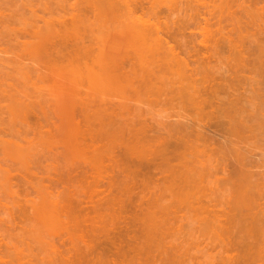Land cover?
<instances>
[{
  "label": "rangeland",
  "instance_id": "1",
  "mask_svg": "<svg viewBox=\"0 0 264 264\" xmlns=\"http://www.w3.org/2000/svg\"><path fill=\"white\" fill-rule=\"evenodd\" d=\"M113 2H116L118 6L115 5L116 3L113 5ZM184 2V0H174V3L172 0H0V62H2L0 63V87L7 84V87L3 86L1 89L3 95L6 96L0 98V119L5 117L0 120V127H3L0 128L3 129L0 130V264H103L104 261V264H264V128H262L264 127V98L261 95L264 94V80H260V82L263 81V86L259 85V80H257L258 83L256 80L251 83L242 81L238 85L236 82L234 85L235 83L233 84L231 81L233 85L226 83V86H223L225 83L222 81L221 85H219V81L209 83L203 81L209 86L207 88L203 83L204 88H202V81H199L201 84L196 83L191 71V76H185L188 66L183 64L186 69L182 70H187L183 76L189 81L193 79L196 86L201 85V87L195 86L200 88L197 89L200 90L198 92L203 93L198 95L197 92V95L203 102L206 101L203 103L204 105H200L196 95L194 96L196 106L193 103L194 107H192L191 103L193 109H190L191 92L189 96L180 95L182 87L177 85L182 81L178 75L176 76L177 71L174 70L175 74H167L165 72H170V70L163 67L165 68L164 73L167 74L165 76L168 77L164 82L169 81L168 84H170H163V78L162 84H158L161 82L157 81V86L161 89L156 88L157 90H155L153 87L154 92H148L144 83L140 86L141 78H135L133 75L135 72L139 75L141 73V76L147 73L146 66L148 69L156 67L147 64L151 60L150 57H154L146 47L149 45H143L146 41L132 42L131 44H134L131 46L132 50L128 46L132 39L129 40L131 35L129 37L127 32H130L133 26H141L142 23H144L142 26L148 24L152 27L155 26L156 31L159 29V33L154 32V28L153 32L161 36L165 47L177 49L178 53H181L179 54L181 59L183 57V60H187L188 57L182 52L183 49L180 50L176 47L178 39H175V32L181 23L179 20L185 16L183 13L178 20L175 7H178V4L183 9ZM122 3L131 11L127 9L125 13L126 6L123 8ZM174 4L176 5L172 6ZM177 20L180 22L179 24ZM183 20L185 21V19ZM188 33L185 34V37H188ZM155 36L160 38V36ZM185 37L183 36V38ZM40 38H44L46 41ZM47 38L49 39L47 40ZM177 38L180 42L182 36ZM133 39L135 41L139 38L133 37ZM40 40L42 43H39ZM188 40L185 38V41ZM182 41L184 42V39ZM26 43L29 45L27 46ZM43 43L45 47L42 46ZM34 45H38V47L41 45L37 49L38 51ZM135 45H138V51L137 48L134 49ZM123 47H126V50ZM33 51V56H30ZM37 54L42 57L40 60ZM160 55L161 53L155 56L156 61H159V58L162 59V55ZM117 57L122 59H117ZM14 59H19V62L21 59V62L24 61L19 64ZM114 59H117V62L123 61L117 63L114 62ZM110 60L120 70L113 65L110 67L111 63L107 66ZM130 60L133 62L136 60L135 65ZM162 60L159 61L162 64L159 62L157 64L162 66ZM22 64L26 67H23ZM39 64L41 66H38ZM33 65L38 69H33ZM11 67L15 69L12 71ZM19 67L23 69H19ZM40 67L44 69L41 70ZM190 67L193 71L194 64ZM89 70L93 73L89 74ZM104 70L107 73L104 74ZM10 71L12 72L10 73ZM162 71L159 70L160 75H162ZM97 72L100 73L97 74ZM12 73L16 74L15 78L14 75L10 76ZM114 73L118 75H114ZM108 74L109 77H112L109 80ZM171 74H174V78L177 77L176 80L174 79V83ZM123 75H126V78L131 77L128 79L134 77L132 80L135 82L127 80L130 81L128 83ZM17 76L22 79H17ZM113 76H118L117 79L122 78H120V86L118 85L119 81L116 79L117 83ZM157 76L159 78L158 74ZM90 77H96L93 78L92 85ZM103 78L108 80L109 84L105 85L102 82ZM152 78H149L148 82L153 80ZM111 79H114L116 83ZM253 82L255 83L253 84ZM93 83L96 84L93 85ZM211 83H218L221 87L218 85L212 87ZM13 84L14 88L11 87ZM184 84L186 86L187 83ZM250 84L253 85L250 86ZM122 85L126 88H123ZM147 86L152 87L149 84ZM228 86L233 87L229 89ZM169 87L170 91L174 92L170 93ZM10 90L14 91L11 92L16 94L14 96L18 101L14 97L11 98L13 101H10L8 96L11 93L7 95ZM212 90L216 94L212 93ZM257 90H260L261 93L260 91L258 93ZM209 94L211 97H208ZM26 95L28 97L24 98ZM201 100H199L200 103ZM25 101L27 103H23ZM214 101L215 103H213ZM236 102L237 104L241 102L243 106L241 104L237 106ZM206 105L209 106L206 107ZM215 105L217 109L220 108L219 111L232 110L233 114L229 112L230 115H236V113L239 115L237 118L243 123L240 122L241 128L238 133L242 132L241 129L244 127L246 128L240 133L241 135L239 134L242 138L233 133L235 139H232L231 131L230 134L228 132L226 134L223 130L224 132L218 134L221 131L219 128L214 130L217 134L214 131L210 132L213 130V126L217 127L216 124L219 122L216 120L217 116H212L216 117L213 121L208 120L216 112ZM246 105L248 106L246 107ZM199 106L201 107L199 108ZM195 107H198L197 110L194 109ZM233 107H236L235 109L239 112ZM201 112L206 116H201ZM217 112L214 115L219 114ZM21 114L24 119L21 118ZM197 114L200 117L205 116V118L207 114L211 115H208L206 120L204 119L205 122ZM15 115L18 117L16 118ZM243 117L244 119H242ZM125 124L128 126L130 124V127L128 128ZM188 124L191 127H188ZM211 125L213 126L211 127ZM203 126L208 129L211 127L212 130L209 129L205 133L204 130L207 128L204 129ZM251 126L254 130L251 129ZM118 127L124 129L116 132ZM196 127L197 129L201 127L200 132H193ZM256 127L258 128L256 129ZM136 128L138 129L136 130ZM109 130H113L110 134L114 133L115 135H110ZM122 131L127 137L125 134H121ZM201 131L202 134H200ZM246 132L250 134L248 135ZM222 133L226 134V137L231 135V138H226ZM99 134L104 138L98 137ZM131 134L133 139L128 140ZM140 135L142 139L139 138ZM109 139L112 146L109 144ZM115 139L121 143L122 147L128 142L127 145L131 147L126 145L127 147H124L127 150L122 148L118 146L120 144L117 141L114 143ZM135 139L138 141L135 142ZM228 140L230 141L228 142ZM157 141H160L161 144L159 142L156 144ZM231 143L234 144V147H231L233 146ZM116 144L117 146L114 147ZM157 145L158 150L156 149ZM173 145L180 146L179 148L183 145V148L177 151L178 148L175 150ZM147 147H149V151L145 153L144 150H148ZM113 148L116 150L115 152ZM101 149L106 150V154ZM163 150L166 151L163 152ZM191 150H197L195 153L198 154L193 152L195 155H191ZM108 151H112L111 154ZM202 152H205V156ZM157 153H159L158 156ZM173 166L176 170L172 168ZM126 170L129 171L127 174ZM128 182L130 183L128 184ZM130 184L134 187L131 188ZM126 189L129 190L128 193H126Z\"/></svg>",
  "mask_w": 264,
  "mask_h": 264
},
{
  "label": "bare ground",
  "instance_id": "2",
  "mask_svg": "<svg viewBox=\"0 0 264 264\" xmlns=\"http://www.w3.org/2000/svg\"><path fill=\"white\" fill-rule=\"evenodd\" d=\"M134 1V0H133ZM136 1V0H135ZM138 1H140V0H138ZM147 1V0H146ZM153 1V0H152ZM159 1H161V0H159ZM167 1H169V0H167ZM173 1V3H174V0H172ZM176 1H178V0H176ZM180 1V0H179ZM185 2H184V5H185V7L182 9V7H180V5H178L177 4V6L178 7H175V12H176V14L178 15H176L177 16V18H178V20L180 19V16L182 17V15H183V13H184V17H183V19H185V21L181 18L179 21L181 22H179L178 20H177V23L179 24L180 23V25L178 26V30H176L177 32H175V34H176V38L175 39H178V41L176 40V44H177V48H179L180 50H182V52L184 53V54H186L187 55V60H183L184 58L182 57V59H181V57L179 56V54H181V53H178L179 51L176 49L175 50V48H169L168 49V47L166 48L165 47V45H164V41L162 40V38H161V36L160 35H158L157 33H155L154 34V32L156 31L155 30V28L154 27H152L151 25H146V26H142V24H144V23H142L141 24V26H139V25H136V26H133V28H132V30H131V28H130V32H127L129 35V37H130V35H131V38L129 39V40H131V42H130V45H129V43H128V46H129V48H131V46L132 45H134V44H131L132 42H136V43H140L139 42V40H141V41H146L145 43H143V45L145 44V45H149L150 46V48H149V46H146L148 49H149V52L150 53H152L153 55H151L152 57H154L155 58V61H154V58H151L150 57V59H148V60H150L149 62L151 63V64H153V65H151L149 62H148V60H145L146 62H148L147 64H149L151 67H153V66H156V67H158V65H159V67L161 68L162 67V69H159V67L157 68L158 69V71H157V69H156V67L154 68H151V69H148V66H146L145 67V65H147V64H145V65H143L145 68H146V70L145 71H147L148 70V72L147 73H144V74H142V76H141V73H140V75L139 74H137V72H135V70L133 69V75L135 76V78H138V79H140L139 81L141 82V85L140 86H142V84L143 85H145V87H147V90H149L148 92H150V91H152V92H154L155 90H157L156 88H158V90L159 89H161V87L159 88V86H157L158 84H162V79L164 78V80H163V82L165 81V79L167 80V76H165V75H167V74H169V73H174L175 74V71H177V74H176V76L178 75V77H179V79H181V83L180 84H178L177 85V83H175L177 86H181L182 88H180V87H178V88H180V89H182V91L184 92H182V91H180L181 93H180V95H182V96H184L185 97V95H190V92H191V100L192 101H190V99L188 98V96H187V99L190 101L189 103H190V109H193L192 107H194V104H195V106H196V99H195V97L194 96H196L197 95V92L198 91H200V90H197V89H200V88H196L197 86H196V84H194L193 82L195 81L196 83H199V81H202L201 83H202V86H203V83H205V82H203V81H208V83L209 82H216V81H219L218 83H219V85H221L222 84V82L223 83H225V85L223 84V86H226L227 84L226 83H228V85H229V83H231V81H232V83L234 84L235 82L237 83V85L238 84H241V83H239V82H242V81H246V82H248V83H251L252 81H257V80H259V85L261 84L262 86H263V81L262 82H260V80H264V0H184ZM8 2V1H7ZM122 2V1H121ZM123 2H125V1H123ZM132 2V1H131ZM145 2V1H144ZM150 2V1H149ZM5 3V2H4ZM116 2H113V5L115 4ZM127 3V2H126ZM151 3V2H150ZM172 3V4H173ZM176 3H179V2H176ZM181 3V2H180ZM123 4V3H122ZM132 4V3H131ZM135 4V3H134ZM133 4V5H134ZM145 4V3H144ZM148 4V3H147ZM155 4V3H154ZM163 4V3H162ZM96 5V4H95ZM97 5H100V4H97ZM102 5V4H101ZM106 5V4H105ZM109 5V4H108ZM107 5V6H108ZM115 5H117V3L115 4ZM120 5V4H119ZM124 5V4H123ZM129 5V4H128ZM176 4H174V5H172V6H175ZM103 6V5H102ZM118 6V5H117ZM126 5H124L123 6V8L125 7ZM131 6V5H130ZM144 6V5H143ZM169 6H171V5H169ZM171 6V7H172ZM110 7V6H109ZM160 7V6H159ZM167 7V6H166ZM170 7V8H171ZM108 8V7H107ZM114 8V7H113ZM116 8V7H115ZM114 8V9H115ZM122 8V9H123ZM135 8V7H134ZM161 8V7H160ZM168 8V7H167ZM174 8V7H173ZM127 9H128V7L126 6V10H125V13H126V11H127ZM156 9V8H155ZM169 9V8H168ZM129 10V9H128ZM152 10V9H151ZM154 10V9H153ZM152 10V11H153ZM129 11H131V10H129ZM171 11V14L173 13V11H172V9L170 10ZM158 12V11H157ZM169 13V12H168ZM1 14V13H0ZM174 16H175V14H173ZM134 16V15H133ZM10 18V17H9ZM3 19V18H2ZM14 19V18H13ZM98 19L100 20V18L98 17ZM184 21V22H182V21ZM1 22V21H0ZM19 22H21V21H19ZM97 22V21H96ZM11 23V22H10ZM149 23V22H148ZM176 23V24H177ZM4 24H5V22H4ZM13 24V23H12ZM2 25V24H1ZM154 25V24H153ZM166 26V25H165ZM7 27V26H6ZM129 27V26H128ZM164 27V26H163ZM175 27V26H174ZM11 28V27H10ZM125 28V27H124ZM152 28V29H151ZM153 28H154V32H153ZM160 28V27H159ZM13 29V28H12ZM126 29V28H125ZM157 29V28H156ZM177 29V28H176ZM15 30V29H14ZM14 30H11V31H14ZM161 30V29H160ZM166 30V29H165ZM18 31H20L19 29H18ZM127 31V30H126ZM159 31V29L156 31V32H158ZM167 31V30H166ZM1 32V31H0ZM22 32V31H21ZM125 32V31H124ZM184 32H189L188 33V37H185L186 35H187V33H184ZM12 33V32H11ZM131 33V34H130ZM159 33V32H158ZM15 34H17V33H15ZM20 34V33H19ZM186 34V35H185ZM21 35V34H20ZM25 35V34H24ZM155 35H157V36H160V38L159 37H156ZM1 36V35H0ZM12 36V35H11ZM14 36V35H13ZM173 36V35H172ZM182 36V38H183V36L186 38V40L187 39H189L188 41H185V38H183L184 39V42L182 41L183 39L181 38L180 39V42H179V38H177V37H181ZM15 37V36H14ZM49 37V36H48ZM59 37V36H58ZM57 37V38H58ZM133 37L135 38V39H137V38H139L138 40H135L134 41V39H133ZM46 38V37H45ZM60 38V37H59ZM62 38V37H61ZM174 38V37H173ZM1 39H4V38H1ZM13 39H15V38H13ZM41 40H43L44 38H40ZM49 38H47V40H48ZM65 39V38H64ZM11 40V39H10ZM40 40V41H41ZM61 40V39H60ZM15 41H17V40H15ZM39 41V43H42V41L40 42ZM44 41H46V39H44ZM59 41V40H58ZM57 41V42H58ZM62 41V40H61ZM138 41V42H137ZM163 41V42H162ZM11 42V41H10ZM50 42V41H49ZM17 43V42H16ZM22 43V42H21ZM47 43V42H46ZM59 43V42H58ZM64 43V42H63ZM25 44V43H24ZM23 44V45H24ZM53 44H54V42H53ZM56 44V43H55ZM126 44V43H125ZM124 44V45H125ZM142 44V43H141ZM22 45V47H24ZM26 45L28 46L29 45V43H26ZM25 45V46H26ZM39 45V44H38ZM38 45H34L36 48V50L37 49H39V47L41 46H39L38 47ZM42 46H44L45 47V45H44V43H43V45ZM49 46V45H48ZM138 45H135V48L134 49H136L137 51H138V47H137ZM140 46V45H139ZM21 47V46H20ZM30 47V46H29ZM32 47H33V45H32ZM38 47V48H37ZM25 48V47H24ZM23 48V49H24ZM124 48V47H123ZM126 48V47H125ZM124 48V49H125ZM146 48V49H147ZM21 49V48H20ZM26 49V48H25ZM50 49H51V47H50ZM133 49V47L131 48V50ZM145 49V48H144ZM22 50V49H21ZM126 50V49H125ZM128 50V49H127ZM136 50H133V51H136ZM139 50H140V47H139ZM161 53V55L163 56H161V58L163 59H160L159 57L160 56H157L159 59V61H161L162 60V62H163V65L161 66V62H159V61H156L157 59H156V55H159L158 54V51ZM177 52H175V51ZM6 51V50H5ZM23 51V50H22ZM38 51V50H37ZM60 51V50H59ZM122 51H123V49H122ZM136 51V52H137ZM172 51H174V52H172ZM7 52V51H6ZM10 52V51H9ZM13 52H14V50H13ZM23 52H25V51H23ZM61 52H62V50H61ZM127 52V51H126ZM135 52V53H136ZM27 53V52H26ZM33 53H34V51L33 52H31V54H30V56L32 55L33 56ZM59 53V52H58ZM125 53V52H124ZM123 53V54H124ZM155 53H157V54H155ZM175 53V54H174ZM182 53V54H183ZM112 54V53H111ZM127 54V53H126ZM133 54V53H132ZM144 54V53H143ZM9 55V54H8ZM22 55V54H21ZM28 55V54H27ZM27 55H25V56H27ZM39 57H38V59L40 60V58H42V57H40V55L39 54H37ZM37 55H36V57H37ZM118 55V54H117ZM11 56V55H10ZM48 56V55H47ZM46 56V57H47ZM103 56V55H102ZM123 56H125V55H123ZM127 56H128V54H127ZM139 56V55H138ZM15 57V56H14ZM22 57V56H21ZM24 57V56H23ZM145 57H147V56H145ZM12 58V57H11ZM27 58H28V56H27ZM50 58V57H49ZM48 58V59H49ZM101 58H104V57H101ZM101 58H100V60L98 59V61L100 62L101 61ZM121 57H117V59H120ZM138 58V57H137ZM116 59V60H117ZM122 59V58H121ZM124 59V58H123ZM127 59V58H126ZM125 59V60H126ZM135 59V58H134ZM133 59V60H134ZM144 59V58H143ZM8 60V59H7ZM15 60V59H14ZM13 60V61H14ZM22 60V59H21ZM21 60H20V62H21ZM42 60V59H41ZM50 60V59H49ZM115 59H114V62L116 61ZM153 60V61H152ZM15 61H17V62H19V59L18 60H15ZM14 61V62H15ZM24 61V60H23ZM23 61L21 62V63H23ZM31 61H33V60H31ZM122 62L123 60H119L118 62ZM129 61V60H128ZM132 60H130V62H131ZM136 61V60H135ZM135 61L133 62V65H135ZM138 61V60H137ZM145 61H144V63H145ZM12 62V61H11ZM10 62V63H11ZM19 62V64H21ZM98 62V63H99ZM102 62H103V60H102ZM117 62V61H116ZM117 62V63H118ZM120 62V63H121ZM141 62H143V61H141ZM153 62V63H152ZM157 62H159V63H161V64H157ZM0 63H2V62H0ZM32 63H34V61L32 62ZM32 63H31V65H32ZM44 63V62H43ZM109 63H111V60H110V62H108V65L107 66H109ZM113 63V62H112ZM111 63V66L110 67H112V64ZM125 63V62H124ZM123 63V64H124ZM126 63H127V61H126ZM129 63V62H128ZM156 63V64H155ZM19 64H15V65H19ZM105 64V63H104ZM104 64H103V66H104ZM130 64V63H129ZM186 64L188 67V72H186L187 74L188 73H190V71L192 72V77H193V79H194V81H193V79H192V81L190 80H187L186 79V77L187 76H191V73L189 74V75H187L186 73H184L185 71H187V70H185V71H183L182 69H186V67L184 68V65ZM193 64H194V69H193V71H192V68L190 67L191 65L193 66ZM3 65V64H2ZM14 65V64H13ZM24 65H25V63H24ZM35 65H36V62H35ZM100 65H102V64H100ZM99 65V66H100ZM105 65V66H106ZM119 65V64H118ZM197 65V66H196ZM10 66H11V64H10ZM22 66H23V64H22ZM38 66H41L40 64L38 65ZM86 66H88V65H86ZM113 66H116V67H118L117 65H113ZM125 66V65H124ZM128 66V65H127ZM130 66V65H129ZM138 66V65H137ZM196 66V67H195ZM1 67V66H0ZM9 67V66H8ZM23 67H26V66H23ZM29 67H30V65H29ZM115 67V68H116ZM163 67H165L166 69H168V70H170V72L169 71H166L165 73H167V74H165L164 73V69L165 68H163ZM175 67V69H173ZM12 68V71L15 69L14 67H11ZM17 68V67H16ZM34 68H37V67H35L34 65H33V69ZM86 68V67H85ZM95 68H98V67H95ZM109 68V67H108ZM107 68V69H108ZM119 68V67H118ZM124 68V67H123ZM126 68V67H125ZM124 68V69H125ZM191 68V70H189ZM4 69V68H3ZM10 69V68H9ZM19 69H23V68H21V67H19ZM38 69V68H37ZM40 69H41V67H40ZM42 69H44V68H42ZM41 69V70H42ZM87 69V68H86ZM142 69H144V68H142ZM171 69H173V72H171ZM11 70V69H10ZM28 70V69H27ZM96 70V69H95ZM102 70V69H101ZM106 70V69H105ZM105 70H104V74L105 73H107V72H105ZM118 70V69H117ZM119 70H120V68H119ZM151 70V71H150ZM155 70V71H154ZM159 70H163L162 71V75H160L159 74ZM175 70V71H174ZM207 70V71H206ZM222 70V71H221ZM224 70V71H223ZM7 71V70H6ZM5 71V72H6ZM12 71H10V73L12 72ZM18 71V70H17ZM16 71V72H17ZM24 71H26V69L24 68ZM34 71V70H33ZM36 71V73H37V70H35ZM109 71H112L111 69H109ZM114 72L116 71V70H113ZM1 72V71H0ZM9 72V71H8ZM7 72V73H8ZM20 72V71H19ZM18 72V73H19ZM29 72V71H28ZM87 72V71H86ZM88 72H90V70L88 71ZM87 72V73H88ZM92 72V71H91ZM91 72L89 73V74H91ZM102 72V71H101ZM153 72V73H152ZM158 72V73H157ZM21 73V72H20ZM19 73V74H20ZM40 73V72H39ZM86 73V74H87ZM93 73V72H92ZM98 73H100V72H97V74ZM103 73V72H102ZM130 73V72H129ZM143 73V72H142ZM155 73V74H154ZM159 75V78H158V76H157V74ZM164 73V74H163ZM184 73V74H183ZM25 74V73H24ZM96 74V73H95ZM94 74V75H95ZM96 74V76H98L99 77V75H97ZM104 74H102V77H104L103 75ZM118 75L117 73H114V75ZM121 74V73H120ZM136 74V75H135ZM152 74V75H151ZM173 74V75H174ZM186 74V75H185ZM8 75H10V74H8ZM14 75V78H15V75L16 74H14V73H12V75H10V76H13ZM28 75V74H27ZM30 75V74H29ZM128 75V74H127ZM130 75V74H129ZM155 75V76H154ZM172 75V74H171ZM173 75H172V77H173ZM183 75H185V76H183ZM20 76H22V75H20ZM25 76H26V74H25ZM90 76V75H89ZM89 76H88V78H89ZM92 76V75H91ZM107 76V75H106ZM111 76V75H110ZM124 76V75H123ZM126 76V75H125ZM124 76V77H125ZM131 76V75H130ZM129 76V77H130ZM137 76V77H136ZM152 76H154V78H152ZM175 76V77H176ZM24 77V76H23ZM30 77V76H29ZM39 77V76H38ZM87 77V76H86ZM101 77V78H102ZM116 77H118V76H113V78H115V80L117 79ZM128 77V76H127ZM128 77V78H129ZM140 77V78H139ZM157 77V78H156ZM167 77V78H166ZM171 77V76H170ZM172 77H171V79H172ZM7 78H8V76H7ZM11 78V77H10ZM17 79H19V78H21L22 79V77H16ZM40 78V77H39ZM82 78H84V77H82ZM87 78V79H88ZM91 78V82H90V84L92 83V80H93V78L92 77H90ZM96 78V77H95ZM94 78V79H95ZM106 78V77H105ZM107 78H108V80H109V78H112V77H109V74H108V76H107ZM106 78V79H107ZM121 78V77H120ZM120 78L119 79H117L118 81H119V83L117 82V80H116V82L118 83V85L120 86L121 85V82H120ZM128 78H126L125 77V79H126V81L127 80H132V79H134V77L132 78V79H128ZM131 78V77H130ZM153 79V80H149L150 82H148V79ZM177 78V77H176ZM176 78H174L173 77V80H172V82L174 83V81L176 80ZM183 78H185V79H183ZM189 78V77H188ZM24 79V78H23ZM27 79H28V77H27ZM26 79V80H27ZM29 79H31V78H29ZM122 79V78H121ZM156 79V81L154 82V80ZM175 79V80H174ZM190 79V78H189ZM20 80V79H19ZM102 80H104V78L102 79ZM107 80V81H108ZM111 80H113V82L114 83H116L115 82V80L114 79H111ZM188 82H187V81ZM229 80H230V82H229ZM1 81V80H0ZM3 81V80H2ZM105 81V82H104ZM104 81H102L105 85H106V83H108L106 80H104ZM132 81H134V80H132ZM160 81L161 83H158V82ZM183 81H185L187 84H186V86H185V82H183ZM222 81V82H221ZM228 81V82H227ZM255 81V82H256ZM30 82V81H29ZM99 82V81H98ZM112 82V83H113ZM122 82H124V81H122ZM128 83L130 82V81H127ZM126 82V83H127ZM135 82V81H134ZM138 82V81H137ZM169 82V81H168ZM168 82H164L163 84H165V83H167L168 84ZM178 82V81H177ZM220 82H221V84H220ZM255 82H253V84L255 83ZM20 83V82H19ZM27 83V82H26ZM100 83V82H99ZM111 83V84H112ZM125 83V84H126ZM127 83V84H128ZM133 83V82H132ZM146 83H148L149 84V86H152V87H148L147 85H146ZM151 83V84H150ZM158 83V84H157ZM179 83V82H178ZM201 83H199V84H201ZM218 83L216 84H213V83H211V85L213 84V86L212 87H214L215 85H216V87H217V85H218ZM231 83V85H233ZM236 83L234 84V85H236ZM247 83V84H248ZM257 83H258V81H257ZM263 83V84H262ZM3 84V83H2ZM11 84V83H10ZM21 84V83H20ZM94 84H96V83H93V85ZM103 84V85H104ZM109 84V83H108ZM107 84V85H108ZM170 84V83H169ZM168 84V85H169ZM244 84V83H243ZM252 84V85H253ZM92 85V84H91ZM101 85V84H100ZM116 85V84H115ZM118 85H116V86H118ZM172 85V84H171ZM174 85V84H173ZM172 85V86H173ZM175 85V86H176ZM206 87L207 86H209V84L207 85L206 83L204 84ZM218 85V87H221V86H219ZM251 84H250V86H252ZM257 85V84H256ZM1 86V85H0ZM3 86H5V87H7V84H4ZM3 86H2V88H3ZM132 86V85H131ZM134 86V85H133ZM196 86V87H195ZM12 88H14V84H13V86H11ZM109 87V86H108ZM111 87V86H110ZM122 87H123V85H122ZM155 88V90H152V88ZM198 87H201V85H199ZM233 86H228V88L230 89V88H232ZM236 87V86H235ZM1 87H0V93L2 94H0V98H1V96H3V97H5L4 95H3V93L1 92L2 89ZM8 88H9V85H8ZM7 88V89H8ZM16 88V87H15ZM22 88V87H21ZM123 88H126V86H124ZM129 88V87H128ZM149 88V89H148ZM153 88V89H154ZM202 88H204V86L202 87ZM208 88V87H207ZM227 88V87H226ZM227 88V89H228ZM132 89V88H131ZM151 89V90H150ZM170 87L168 88V90L170 91ZM179 89V90H180ZM193 91H192V90ZM211 89V88H210ZM13 90H15V89H13ZM13 90H10L9 91V93L7 92V95L8 94H10L8 97H10L9 99H10V101L12 100L11 98H15V96H16V94H15V96H14V94H12L14 91ZM19 90V89H18ZM120 90V89H119ZM139 90V89H138ZM145 91H147L146 89H144ZM144 90H143V92H144ZM163 90V89H162ZM168 90H166V91H168ZM186 90H187V93H186ZM190 90V91H189ZM202 90H204V89H202ZM205 90H206V88H205ZM6 91H8V90H6ZM5 91V92H6ZM11 91H13V92H11ZM17 91V90H16ZM19 91H23V90H19ZM171 91H173V90H171ZM171 91H170V93H171ZM211 91V90H210ZM217 91V90H216ZM253 91H254V89H253ZM258 91V93H259V91L260 90H257ZM263 91H264V89H263ZM4 92V93H5ZM141 92V91H140ZM161 92V91H160ZM174 92V91H173ZM177 92V91H176ZM204 92H206V91H204ZM209 92V91H208ZM225 92V91H224ZM254 92H256V91H254ZM17 93V92H16ZM167 93V92H166ZM184 95H183V94ZM212 93H215V91L213 92V90H212ZM229 93V92H228ZM260 93H261V91H260ZM264 93V92H263ZM22 93H20V95H21ZM24 94H25V92H24ZM165 94V93H164ZM203 93H200V92H198V95H202ZM216 94V93H215ZM135 95V94H134ZM176 95V94H175ZM179 95V96H180ZM197 95V96H198ZM205 95V94H204ZM239 95V94H238ZM262 96H263V98H264V94H261ZM12 96V97H11ZM19 96V95H18ZM21 96H23V94L21 95ZM162 96V95H161ZM165 96H166V94H165ZM164 96V97H165ZM172 96V95H171ZM182 96H180L181 98H184V97H182ZM261 96V97H262ZM26 97H28L27 95L26 96H24V98H26ZM166 97H168V96H166ZM175 97V96H174ZM177 97V96H176ZM194 97V99H192ZM203 97V96H202ZM208 97H211L210 96V94H209V96ZM158 98V97H157ZM169 98V97H168ZM180 98V99H181ZM197 98H199V96L197 97ZM213 98V97H212ZM214 98H216L215 96H214ZM16 99V98H15ZM28 99V98H27ZM171 99V98H170ZM206 99H208L207 97H206ZM249 99V98H248ZM17 101H18V99H16ZM15 100V101H16ZM193 100H194V102H193ZM199 100H201V98H199ZM199 100L197 101L200 105L201 104H203L204 102H206V101H204L203 102V100H201L202 102L200 103L199 102ZM210 100H211V102H212V99L210 98ZM209 100V101H210ZM216 100H218V99H216ZM233 100V99H232ZM236 100V99H235ZM13 101V100H12ZM20 101V100H19ZM23 101V100H22ZM28 101L29 102H31L30 101V99H28ZM209 101L207 102V104L209 103ZM259 101V100H258ZM186 102H187V100H186ZM220 102V101H219ZM233 102V101H232ZM261 102H262V100H261ZM23 103H27V101H25V102H23ZM193 104V106H192V104ZM213 103H215V101L213 102ZM212 103V104H213ZM235 103V102H234ZM233 103V104H234ZM6 104V103H5ZM29 104V103H28ZM185 104V103H184ZM198 104V105H199ZM219 104V103H218ZM221 104V103H220ZM238 104H241V102L240 103H238ZM238 104H237V102H236V105L238 106ZM244 104V103H243ZM257 104V103H256ZM259 104V103H258ZM263 104V103H262ZM24 105V104H23ZM30 105V104H29ZM28 105V106H29ZM204 105V104H203ZM202 105V106H203ZM217 105V104H216ZM216 105H215V108H216ZM223 105V104H222ZM242 105V104H241ZM35 106V105H34ZM187 106V105H186ZM192 106V107H191ZM209 105H206V107H208ZM211 106H213V105H211ZM218 106V105H217ZM234 106V105H233ZM236 106V107H237ZM243 106V105H242ZM248 105H246V107H247ZM263 106V105H262ZM3 107H5L6 108V106H4L3 105ZM2 107V108H3ZM175 107V106H174ZM201 106H199V108H200ZM205 107V108H206ZM236 107H233V109H235ZM33 108V107H32ZM186 108V107H185ZM198 108V107H197ZM197 108L195 107L194 109L195 110H197ZM259 108V107H258ZM10 109V108H9ZM181 109V108H180ZM184 109V108H183ZM203 109V108H202ZM202 109H200L201 111H203ZM214 109V108H213ZM217 109V108H216ZM214 109L216 112H217V110H218V112L217 113H219V114H216V115H214L216 112H214V114L213 115H211V114H207V117L206 118H208V115H211V119H209L208 118V120L209 121H213V120H215V118L216 117H212V116H217V118H216V120L217 121H219L218 123L215 121V123H217L216 124V126L217 127H215V126H213V125H211V127L213 126V130L211 129V127L209 128V129H211L212 131H210V132H213L214 130H217L218 128H219V130H221V131H219L218 132V134L219 133H221L223 130L225 131V133L226 132H228V134H230L231 132H232V135H233V133H235V135L236 136H239V134L240 133H242L243 132V130L244 129H246L244 126H242V127H244L243 129H241L242 130V132H239L238 133V131H239V129L241 128V125H239V124H241V123H243V121H240V119L239 118H237L239 115L236 113V115H232L233 113H232V110H230V111H226V112H224L222 109V111H219V109ZM242 109V108H241ZM251 109V108H250ZM260 109V108H259ZM262 109V108H261ZM7 110V109H6ZM237 112H239V110H237V109H235ZM243 110V109H242ZM241 110V112H244V111H242ZM246 110V109H245ZM175 111H177V109H175ZM179 111V110H178ZM184 111V110H183ZM194 111V110H193ZM212 111V110H211ZM211 111H209V112H211ZM236 111H234L233 110V112H236ZM256 111H257V109H256ZM6 112V111H5ZM198 112L200 113V111H199V109H198ZM208 112V111H207ZM220 112H222L221 114H220ZM223 112H224V114H226V115H224L223 114ZM232 113L231 115H230V113ZM245 112H247V110L245 111ZM254 112V111H253ZM263 112V111H262ZM261 112V113H262ZM24 113H25V111H24ZM33 113V112H32ZM31 113V114H32ZM198 113V114H199ZM206 113V112H205ZM249 113V112H248ZM255 113V112H254ZM7 114V113H6ZM5 114V115H6ZM197 114V115H198ZM201 116H203V115H205L206 116V114H204V113H202L201 112ZM223 114V115H222ZM228 114V115H227ZM235 114V113H234ZM241 114V113H240ZM245 114V113H244ZM243 114V115H244ZM253 114V113H252ZM9 115V114H8ZM27 115V114H26ZM33 115V114H32ZM187 115V114H186ZM222 117H221V116ZM238 115V116H237ZM242 115V116H243ZM259 115V114H258ZM262 115V114H261ZM21 116V118H23L24 119V116L22 117V114L20 115ZM199 116V115H198ZM205 116L204 117H200L201 118V120H202V118H203V120L202 121H205L206 120V118H205ZM232 116V117H231ZM241 116V117H242ZM10 117H11V115H10ZM15 117H16V115H15ZM17 117H18V115H17ZM16 117V118H17ZM195 117H196V115H195ZM199 117H196V118H198L199 119ZM240 117V118H241ZM248 117V116H247ZM257 117V116H256ZM3 118H5V117H3ZM2 118V119H3ZM26 118H28V117H26ZM25 118V119H26ZM219 118H220V120H219ZM246 118V117H245ZM259 118H260V116H259ZM2 119H0V120H2ZM205 119V120H204ZM242 119H244V117L242 118ZM241 119V120H242ZM257 119V118H256ZM260 119H262L263 120V118H260ZM11 120V119H10ZM13 120H14V118H13ZM19 120H20V118H19ZM22 120V119H21ZM189 120V119H188ZM195 120V119H194ZM200 120V119H199ZM198 120V121H199ZM246 120V119H245ZM9 121V120H8ZM26 121V120H25ZM24 121V122H25ZM180 121V120H179ZM197 121V120H196ZM251 121V120H250ZM249 121V122H250ZM255 121V120H254ZM10 122V121H9ZM14 122V121H13ZM22 122V121H21ZM182 122V121H181ZM186 122H188V121H186ZM206 122V121H205ZM241 122V123H240ZM263 122V121H262ZM4 123V122H3ZM8 123V122H7ZM11 123V122H10ZM19 123V122H18ZM184 123V122H183ZM203 123V122H202ZM212 124H213V122H211ZM245 123H247V122H245ZM264 123V122H263ZM5 124V123H4ZM12 124V123H11ZM22 124V123H21ZM30 124H32V123H30ZM143 124H144V122H143ZM195 124H197V123H195ZM208 124V123H207ZM209 124H210V122H209ZM125 125H127L128 126V124H125ZM134 125V124H133ZM132 125V126H133ZM138 125V124H137ZM141 125V124H140ZM183 125V124H182ZM182 125H181V127H182ZM245 125V124H244ZM252 125H253V123H252ZM263 125V124H262ZM28 126V125H27ZM30 126V125H29ZM191 127V125H189L188 124V127ZM194 126V125H193ZM240 126V127H239ZM258 126V125H257ZM123 127V126H122ZM130 127V124H129V126H128V128ZM142 127V126H141ZM143 127H145V126H143ZM149 127V126H148ZM185 127V126H184ZM204 127V126H203ZM206 127V126H205ZM205 127H204V129H205ZM231 129H229V128ZM250 127V126H249ZM0 128H3V127H0ZM6 128H8V127H6ZM19 128V127H18ZM114 128V127H113ZM112 128V129H113ZM119 128V127H118ZM116 128V132H117V130H120L121 131V129L122 128ZM124 128H125V126H124ZM123 128V129H124ZM127 128V129H128ZM138 128H140L139 126H138ZM138 128H136V130L138 129ZM201 128V127H200ZM200 128L199 129H197V127L195 128V129H197V130H195L194 129V131L193 132H195V131H197V132H200ZM207 129L206 130H204V129H201V130H204V132L206 133L207 132V130H209L208 129V127H206ZM258 127H256V129H257ZM262 128H264V127H262ZM104 129V128H103ZM122 129V130H123ZM149 129V128H148ZM147 129V130H148ZM251 129H253V127L251 126ZM250 129V130H251ZM256 129H255V131H256ZM1 130V129H0ZM3 130V129H2ZM1 130V131H2ZM96 130V129H95ZM102 130V129H101ZM115 130V129H114ZM146 130V129H145ZM146 130V131H147ZM189 130V129H188ZM199 130V131H198ZM227 130H229V131H227ZM232 130H235L236 132H234V131H232ZM240 130V131H241ZM247 130H248V128H247ZM254 130V129H253ZM261 130V129H260ZM259 130V131H260ZM263 130V129H262ZM140 131H141V129H140ZM144 131V130H143ZM142 131V132H143ZM154 131V130H153ZM223 131V132H224ZM231 131V132H230ZM91 132H92V130H91ZM96 132V131H95ZM101 132H103V131H101ZM106 132V131H105ZM108 132V131H107ZM113 132V130L112 131H110L109 130V134L110 133H112ZM125 132V131H124ZM130 132V131H129ZM197 132H195V133H197ZM203 132V133H204ZM215 132V134H217V132L216 131H214ZM254 132V131H253ZM118 133H119V131H118ZM138 133V132H137ZM1 134V133H0ZM95 134V133H94ZM97 134V133H96ZM103 134H105V133H103ZM109 134H107V135H109ZM121 134H123V131L121 132ZM125 134V133H124ZM123 134V135H124ZM134 134V133H133ZM141 134V133H140ZM144 134V133H143ZM147 134V133H146ZM200 134H202V131H201V133ZM222 134H224V133H222ZM221 134V135H222ZM227 134V133H226ZM226 134H224L225 135V137H226ZM246 134H248V132H246ZM250 134V133H249ZM248 134V135H249ZM91 135H92V133H91ZM110 135H115L114 133L113 134H110ZM117 135V134H116ZM126 135V134H125ZM128 135H130V134H128ZM145 135V134H144ZM165 135H167V134H165ZM207 135V134H206ZM241 135V134H240ZM254 135V134H253ZM100 136V138H104V137H102V135H98V137ZM104 136V135H103ZM118 136H120L119 134H118ZM117 136V137H118ZM133 135L131 134V137H132ZM135 136H137V135H135ZM148 136V135H147ZM169 137H170V135H168ZM209 136V135H208ZM213 136V135H212ZM215 136V135H214ZM1 137V136H0ZM3 137V136H2ZM106 137V136H105ZM126 137H127V135H126ZM130 137V136H129ZM130 137V139H128V140H132L133 139V137L131 138ZM144 137V136H143ZM155 137V136H154ZM163 137H165V136H163ZM163 137H162V139H163ZM169 137H167L166 136V138L167 139H170L171 140V138H169ZM172 137V136H171ZM228 137V136H227ZM226 137V138H227ZM233 138L232 139H235L234 138V135L232 136ZM239 137H241V136H239ZM121 138H122V135H121ZM121 138H119V139H121ZM139 138H141V135L139 136ZM157 138V137H156ZM173 138V137H172ZM228 138H231V135H230V137H228ZM238 138V137H237ZM242 138V137H241ZM241 138H240V140H241ZM246 138L247 139H249L247 136H246ZM259 138V137H258ZM2 139V138H1ZM96 139H97V137H96ZM108 139V138H107ZM107 139H105V140H107ZM137 139V138H136ZM134 140L135 142H137L138 140ZM142 139V138H141ZM144 139V138H143ZM159 139V138H158ZM232 139H230V140H232ZM245 139V138H244ZM3 140H4V138H3ZM2 140V141H3ZM111 140H112V137H111ZM111 140L109 139V144L111 143ZM127 140V141H128ZM160 140V139H159ZM164 140V139H163ZM173 140V139H172ZM186 140V139H185ZM221 140H223V139H221ZM230 140H228V142L230 141ZM246 140V139H245ZM1 141V140H0ZM104 141V140H103ZM114 141V140H113ZM116 141L118 142V140L117 139H115V142L114 143H116ZM119 141H121V140H119ZM236 141V140H235ZM93 142V141H92ZM106 142V141H105ZM124 142V141H123ZM133 142V141H132ZM131 142V143H132ZM160 143V141H157L156 142V144L157 143ZM162 142H164V141H162ZM190 142V141H189ZM219 142H222V141H220L219 140ZM226 142V141H225ZM114 143H112V144H114ZM126 143V142H125ZM142 143V142H141ZM179 143V142H178ZM198 143V142H197ZM223 143V142H222ZM227 143V142H226ZM233 143H234V141H233ZM233 143H231L233 146H231V147H234V144ZM239 143V140H238V142H237V144ZM2 144H5V143H2ZM91 144V143H90ZM100 144V143H99ZM103 144V143H102ZM108 144V143H107ZM109 144H108V148H110L109 147ZM118 144H120V145H118V146H120V147H122L121 146V143H119L118 142ZM124 144V143H123ZM127 144H129V142L127 143ZM126 144V145H127ZM144 144V143H143ZM150 144V143H149ZM155 144V145H156ZM161 144V143H160ZM160 144H159V147H160ZM175 144V143H174ZM186 144V143H185ZM192 144V143H191ZM220 144V143H219ZM224 145H225V143H223ZM229 144V143H228ZM6 145H7V142H6ZM126 145H124V146H126ZM151 145V144H150ZM166 145V144H165ZM221 145V144H220ZM227 145V144H226ZM101 146V145H100ZM105 146H107L106 144H105ZM110 146H112L111 144H110ZM117 146V144L116 145H114V147H116ZM122 147V148H125L126 149V147L128 146H126V147ZM130 146V145H129ZM128 146V147H129ZM163 146V145H162ZM169 146H172V145H169ZM174 147H175V150L177 149V151H179L180 149H182L183 148V145H181V148H179L180 146H178V147H176L177 146V144H176V146L175 145H173ZM239 146V145H238ZM103 147V146H102ZM131 147V146H130ZM146 147V146H145ZM150 147V146H149ZM149 147H147V149L149 148ZM187 147V146H186ZM190 147V146H189ZM193 147V146H192ZM202 147V146H201ZM220 147V146H219ZM230 147V146H229ZM135 148H136V146H135ZM140 148H142V147H140ZM154 148V147H153ZM156 148V147H155ZM170 148V147H169ZM172 148V150H173V147H171ZM191 148V147H190ZM198 148H200V147H198ZM242 148V147H241ZM104 149H106L105 147H104ZM102 150V151H104V153L105 152H107L106 150ZM116 149V148H115ZM118 149H119V147H118ZM133 149V148H132ZM139 149V148H138ZM143 149V148H142ZM142 149H140V150H142ZM157 150H158V145H157V148H156ZM156 149H154V150H156ZM162 149V148H161ZM168 149V148H167ZM234 149H236V148H234ZM252 149V148H251ZM110 150H111V148H110ZM121 150V149H120ZM127 150V149H126ZM129 150V149H128ZM171 150V149H170ZM171 150V151H172ZM174 150V151H175ZM200 150V149H199ZM220 150V149H219ZM238 150V149H237ZM97 151V150H96ZM113 151L115 152L116 150H114V148H113ZM131 151V150H130ZM146 151L148 152L149 151V149L148 150H144V152L146 153ZM164 151H166V150H163V152ZM177 151H175L176 153H177ZM192 151V150H191ZM197 151V150H196ZM195 150H193L192 151V154L191 155H195V154H198V153H195L196 152ZM201 151H204V150H202L201 149ZM239 151V150H238ZM98 152V151H97ZM110 152H112V151H110ZM109 151H108V153H110ZM118 152H119V150H118ZM124 152V151H123ZM126 152H128V151H126ZM163 152H162V154H163ZM175 152H171L172 154H174ZM195 154H194V153ZM200 152V151H199ZM219 152V151H218ZM133 153V151L131 152V154ZM139 153H140V151H139ZM138 153V154H139ZM155 153V152H154ZM169 153V152H168ZM175 153V154H176ZM190 153V152H189ZM188 153V154H189ZM201 153V152H200ZM203 153V152H202ZM205 153V152H204ZM203 153V155L205 156V154ZM222 153V152H221ZM246 153V152H245ZM248 153V152H247ZM106 154V153H105ZM111 154V153H110ZM109 154V155H110ZM115 154V153H114ZM117 154V153H116ZM130 153H129V155H131ZM152 154V153H151ZM182 154H184V153H182ZM182 154H180L181 156H182ZM101 155V154H100ZM133 155H135V154H133ZM137 155V154H136ZM142 155H143V153H142ZM159 155V153H157V156ZM166 155V154H165ZM185 155V154H184ZM202 155V154H201ZM245 155V154H244ZM145 156V155H144ZM151 156V155H150ZM172 156V155H171ZM181 156L179 157V158H181ZM242 156V155H241ZM134 157V156H133ZM133 157H132V159H133ZM137 158H138V156H136ZM194 157V156H193ZM106 158V157H105ZM115 158V157H114ZM128 158H130V157H128ZM140 158V157H139ZM206 158V157H205ZM208 158V157H207ZM101 159H102V157H101ZM126 159V158H125ZM147 159V158H146ZM198 159V158H197ZM243 159V158H242ZM119 160V159H118ZM130 161V160H129ZM167 161V160H166ZM199 161H201V160H199ZM204 161H206V160H204ZM210 161V160H209ZM91 162V161H90ZM100 162V164H101V161H99ZM114 162V161H113ZM124 162V161H123ZM123 162H122V165H123ZM190 162V161H189ZM193 162V161H192ZM121 163V162H120ZM169 163V162H168ZM203 163V162H202ZM247 163V162H246ZM117 164H119V163H117ZM130 164H131V161H130ZM150 164V163H149ZM210 164V163H209ZM139 165V164H138ZM194 165H195V163H194ZM204 165V164H203ZM213 165V164H212ZM247 165V164H246ZM255 165V164H254ZM92 166H94V165H92ZM101 166V165H100ZM137 166V165H136ZM205 166V165H204ZM115 167H116V165H115ZM141 167V166H140ZM178 166H177V164H176V168H177ZM212 167H214V166H212ZM123 168V167H122ZM129 168H131V167H129ZM145 168V167H144ZM174 170H176L175 168H174V166L172 167ZM215 168V167H214ZM246 168V167H245ZM126 169V168H125ZM135 169V168H134ZM171 169V168H170ZM251 169V168H250ZM116 170V169H115ZM121 170V169H120ZM123 171H124V169H122ZM172 170V169H171ZM215 170V169H214ZM217 170V169H216ZM219 170H221V169H219ZM248 170V169H247ZM246 170V171H247ZM134 171V170H133ZM167 171V170H166ZM173 171V170H172ZM211 171V170H210ZM242 171V170H241ZM119 172V171H118ZM127 172H129V171H127L126 170V174H127ZM131 172V171H130ZM170 172V171H169ZM168 172V173H169ZM174 172V171H173ZM239 172V171H238ZM256 172V171H255ZM122 173V172H121ZM121 173H119V174H121ZM142 173V172H141ZM199 173V172H198ZM248 173V172H247ZM251 173V172H250ZM254 173V172H253ZM259 173V172H258ZM124 174H125V172H124ZM128 174H130V173H128ZM134 174V173H133ZM171 174H173V173H171ZM239 174V173H238ZM245 174V173H244ZM256 174V173H255ZM123 175V174H122ZM131 175V174H130ZM181 175V174H180ZM180 175H179V177H180ZM196 175V174H195ZM202 175V174H201ZM220 175V174H219ZM251 175V174H250ZM141 176V175H140ZM177 176V175H176ZM188 176V175H187ZM192 176V175H191ZM194 176V175H193ZM192 176V177H193ZM249 176V175H248ZM174 177V176H173ZM198 177V176H197ZM197 177H195V178H197ZM120 178H121V176H120ZM205 178V177H204ZM215 178H217L216 176H215ZM244 178V177H243ZM245 178H246V176H245ZM262 178H263V176H262ZM137 179V178H136ZM202 179V178H201ZM114 180H116V179H114ZM121 180V179H120ZM200 180V179H199ZM203 180V179H202ZM217 180V179H216ZM123 181H124V179H123ZM169 181V180H168ZM193 181H194V179H193ZM175 182V181H174ZM173 182V183H174ZM195 182V181H194ZM208 182V181H207ZM116 183H118L117 182V180H116ZM121 183H124V182H122L121 181ZM130 182H128V184H129ZM171 183V182H170ZM178 183V182H177ZM201 183V182H200ZM252 183V182H251ZM110 184H112V183H110ZM126 185H127V183H125ZM198 184V183H197ZM203 184V183H202ZM135 185V184H134ZM146 185V184H145ZM177 185V184H176ZM175 185V186H176ZM250 185V184H249ZM110 186V185H109ZM114 186V185H113ZM130 186H131V184H130ZM140 186V185H139ZM178 186H180V185H178ZM207 186V185H206ZM116 187H118L117 185H116ZM126 187H128V186H126ZM132 187H134V186H131V188ZM195 187H196V185H195ZM255 187V186H254ZM253 187V188H254ZM109 188V187H108ZM112 188H114V187H112ZM130 188V187H129ZM128 188V189H129ZM121 189H122V187H121ZM120 189V190H121ZM124 189V188H123ZM204 189V188H203ZM116 190H117V188H116ZM131 191L133 190V189H130ZM169 190H171V189H169ZM206 190H208V189H206ZM206 190H204V191H206ZM122 191H124V190H122ZM127 191H129V190H127L126 189V193H128ZM182 191V190H181ZM201 191V190H200ZM125 192V191H124ZM172 192H174V190H172ZM184 192V191H183ZM123 193V192H122ZM203 193V192H202ZM205 193V192H204ZM257 193V192H256ZM255 193V194H256ZM181 194V193H180ZM174 195V194H173ZM178 195V194H177ZM188 195V194H187ZM198 195V194H197ZM203 195V194H202ZM184 196V195H183ZM201 196V195H200ZM195 197V196H194ZM243 197V196H242ZM182 198V197H181ZM203 198V197H202ZM185 199V198H184ZM186 200V199H185ZM253 200V199H252ZM187 201V200H186ZM256 206V205H255ZM251 208V207H250ZM263 208V207H262ZM258 209V208H257ZM15 211V210H14ZM23 213H24V211H22ZM30 212V211H29ZM28 212V213H29ZM36 212V211H35ZM34 212V213H35ZM71 212V211H70ZM152 212V211H151ZM26 213V212H25ZM152 213H154V212H152ZM30 214V213H29ZM33 214V213H32ZM37 214H38V212H37ZM9 215V214H8ZM24 215V214H23ZM28 215V214H27ZM10 216V215H9ZM18 217V216H17ZM152 217V216H151ZM15 218V217H14ZM41 218V217H40ZM56 218V217H55ZM153 218V217H152ZM35 219V218H34ZM39 219V218H38ZM4 220V219H3ZM15 220V219H14ZM12 221V220H11ZM16 222V221H15ZM23 222V221H22ZM64 222V221H63ZM154 222V221H153ZM157 222V221H156ZM3 223V222H2ZM7 223V222H6ZM9 223V222H8ZM155 223V222H154ZM153 223V224H154ZM25 224V223H24ZM79 225V224H78ZM152 226V225H151ZM157 226V225H156ZM218 226V225H217ZM217 226H215V227H217ZM80 227V226H79ZM78 227V228H79ZM153 228V227H152ZM155 228V227H154ZM219 228V227H218ZM23 229V228H22ZM215 229V228H214ZM153 230V229H152ZM151 230V231H152ZM24 231V230H23ZM31 231V230H30ZM76 231V230H75ZM160 231V230H159ZM230 231V230H229ZM252 231V230H251ZM263 231V230H262ZM29 232V231H28ZM78 232V231H77ZM21 233H22V231H21ZM156 233V232H155ZM164 235V234H163ZM153 236V235H152ZM162 236V235H161ZM158 238V237H157ZM78 239V238H77ZM137 239V238H136ZM139 239V238H138ZM154 239V238H153ZM83 240V239H82ZM150 240V239H149ZM146 241H148V240H146ZM155 241V240H154ZM89 242V241H88ZM94 242V241H93ZM139 242V241H138ZM145 242V241H144ZM140 243V242H139ZM71 245H72V243H71ZM88 245V244H87ZM140 245H142V244H140ZM75 246V245H74ZM156 246V245H155ZM77 247V246H76ZM142 247V246H141ZM90 248V247H89ZM94 247H92V249H93ZM131 248V247H130ZM130 248H128V249H130ZM133 248V247H132ZM154 248V247H153ZM173 248V247H172ZM95 249V248H94ZM136 249V248H135ZM85 250H86V248H85ZM87 251V250H86ZM126 251V250H125ZM128 251V250H127ZM148 251V250H147ZM174 252V251H173ZM177 252V251H176ZM263 252V251H262ZM128 253V252H127ZM129 253H131V252H129ZM149 253V252H148ZM161 253V252H160ZM87 254V253H86ZM95 254H97V253H95ZM103 254V253H102ZM135 254V253H134ZM175 255H176V253H175ZM262 256H263V254H261ZM260 255V256H261ZM102 256V255H101ZM140 256V255H139ZM144 256V255H143ZM159 256V255H158ZM258 256V255H257ZM163 257V256H162ZM180 257H181V255H180ZM251 257V256H250ZM85 258H86V256H85ZM161 258V257H160ZM98 258L96 257V260H97ZM233 259V258H232ZM232 259H230V260H232ZM101 260H102V258H101ZM104 260V259H103ZM107 260V259H106ZM131 260H133V259H131ZM253 260V259H252ZM83 261V260H82ZM91 261H92V259H91ZM94 261H95V259H94ZM100 261V260H99ZM234 261V260H233ZM260 261V260H259ZM168 262V261H167ZM244 262V261H243ZM95 263V262H94ZM97 263H101V262H97ZM104 263H105V261H104ZM103 263V264H104ZM141 263V262H140ZM146 263V262H145ZM254 263V262H253ZM256 263V262H255ZM89 264V263H88ZM148 264V263H147ZM173 264V263H172ZM233 264V263H232ZM258 264V263H257Z\"/></svg>",
  "mask_w": 264,
  "mask_h": 264
}]
</instances>
